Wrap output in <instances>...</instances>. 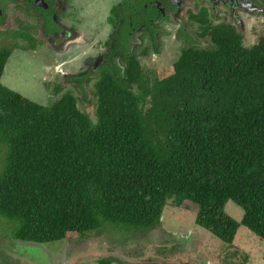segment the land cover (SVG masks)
Wrapping results in <instances>:
<instances>
[{
  "label": "trees",
  "instance_id": "16d2710c",
  "mask_svg": "<svg viewBox=\"0 0 264 264\" xmlns=\"http://www.w3.org/2000/svg\"><path fill=\"white\" fill-rule=\"evenodd\" d=\"M211 34L171 66L105 74L96 121L72 95L46 107L6 87L15 48L0 45V219L17 241L145 234L189 202L224 244L242 226L264 241V32L250 47L230 26Z\"/></svg>",
  "mask_w": 264,
  "mask_h": 264
},
{
  "label": "flooded vegetation",
  "instance_id": "af4514ba",
  "mask_svg": "<svg viewBox=\"0 0 264 264\" xmlns=\"http://www.w3.org/2000/svg\"><path fill=\"white\" fill-rule=\"evenodd\" d=\"M252 21L264 28V0H0V45L20 56L35 53L53 71L43 87L48 106L72 95L94 117L105 74L125 82L132 59L142 64L165 52L213 49L211 33L223 26L249 46Z\"/></svg>",
  "mask_w": 264,
  "mask_h": 264
},
{
  "label": "rangeland",
  "instance_id": "374dc122",
  "mask_svg": "<svg viewBox=\"0 0 264 264\" xmlns=\"http://www.w3.org/2000/svg\"><path fill=\"white\" fill-rule=\"evenodd\" d=\"M262 23H250V26L256 27L251 31L248 47L254 44L259 33L264 32ZM33 54L20 56L15 51L9 59L2 83L27 99L48 107L43 87L46 81L51 82L56 75ZM160 57L157 61L142 59V65L147 70L161 69L175 64L180 58L177 51L165 52ZM78 106L96 121L94 109H88L81 102H78ZM226 212L236 221L243 220L244 210L233 201L228 202ZM197 215L198 207L191 202L180 208L167 206L161 227L153 232L111 231L100 237L91 234L84 239L72 238L48 245L17 241L11 225L0 219V264H97L100 259L111 256L123 264H264V241L247 227L242 226L234 244L228 245L199 227ZM182 243L187 248L176 249ZM170 249L187 255V259L179 260ZM155 252H162L161 257H154ZM164 253L169 258L162 257Z\"/></svg>",
  "mask_w": 264,
  "mask_h": 264
}]
</instances>
